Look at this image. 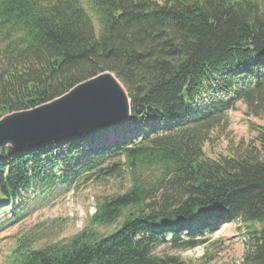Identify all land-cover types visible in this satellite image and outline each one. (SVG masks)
<instances>
[{"label":"trees","instance_id":"1","mask_svg":"<svg viewBox=\"0 0 264 264\" xmlns=\"http://www.w3.org/2000/svg\"><path fill=\"white\" fill-rule=\"evenodd\" d=\"M103 73L127 92L130 118L0 148V232L70 184L125 175L129 188L97 201L68 240L18 238L7 264H186L155 251L194 249L228 223L245 234L239 264H264V128L253 152L204 151L238 103L264 114V0H0V119Z\"/></svg>","mask_w":264,"mask_h":264},{"label":"rangeland","instance_id":"2","mask_svg":"<svg viewBox=\"0 0 264 264\" xmlns=\"http://www.w3.org/2000/svg\"><path fill=\"white\" fill-rule=\"evenodd\" d=\"M84 7L92 17L95 31L98 32L99 25L96 18L86 4ZM228 118L230 119L228 125L214 129L209 135V141L204 145L206 156L211 160L253 152L249 147L253 145L257 132L264 128V114L254 117L241 103L237 104L235 111L229 112ZM251 124L253 128L250 129ZM254 146L257 147L256 144ZM128 188L129 180L125 175L107 178L105 181L89 178L87 181L70 184L68 190L50 195L45 202L29 206L19 221L0 232V264H7V258L15 248L18 238H35L33 248H42L68 240L88 225V219L95 212L97 201L104 197L123 194ZM96 229L100 233L113 230V228ZM244 241L245 234L240 225L228 223L218 231L206 234L204 243L194 249L168 251L164 247L155 252L178 256L186 264H200L201 261H207L208 264H239L243 259Z\"/></svg>","mask_w":264,"mask_h":264},{"label":"water","instance_id":"3","mask_svg":"<svg viewBox=\"0 0 264 264\" xmlns=\"http://www.w3.org/2000/svg\"><path fill=\"white\" fill-rule=\"evenodd\" d=\"M129 117L126 91L112 74L103 73L50 103L2 117L0 148H33L111 128Z\"/></svg>","mask_w":264,"mask_h":264},{"label":"bare ground","instance_id":"4","mask_svg":"<svg viewBox=\"0 0 264 264\" xmlns=\"http://www.w3.org/2000/svg\"><path fill=\"white\" fill-rule=\"evenodd\" d=\"M86 1V0H85ZM85 5V4H84ZM97 20V19H96ZM163 119V118H162ZM230 120V119H229ZM252 141V140H251ZM249 145V144H248ZM81 146V145H80ZM236 156V155H235ZM223 157V156H222ZM96 169V168H95ZM32 185V184H31ZM20 212V211H19ZM96 223V222H95ZM92 225V224H91ZM241 230V229H240ZM41 232V231H40ZM182 238V237H181ZM37 242V241H36ZM46 243V242H45ZM207 262V261H206Z\"/></svg>","mask_w":264,"mask_h":264}]
</instances>
